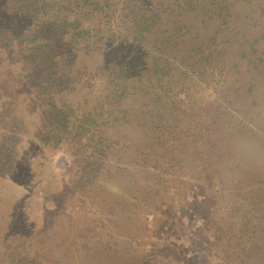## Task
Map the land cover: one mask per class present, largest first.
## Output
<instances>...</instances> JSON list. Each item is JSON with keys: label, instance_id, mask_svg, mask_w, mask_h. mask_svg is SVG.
Masks as SVG:
<instances>
[{"label": "rangeland", "instance_id": "rangeland-1", "mask_svg": "<svg viewBox=\"0 0 264 264\" xmlns=\"http://www.w3.org/2000/svg\"><path fill=\"white\" fill-rule=\"evenodd\" d=\"M0 264H264V0H0Z\"/></svg>", "mask_w": 264, "mask_h": 264}, {"label": "trees", "instance_id": "trees-1", "mask_svg": "<svg viewBox=\"0 0 264 264\" xmlns=\"http://www.w3.org/2000/svg\"><path fill=\"white\" fill-rule=\"evenodd\" d=\"M195 6H196L195 4H191L189 9L195 10ZM107 7H109L108 4H107ZM131 7H132L131 9L132 12H130L129 14H126L124 24L126 26L130 25L129 27L131 29L130 30L131 33L136 35L139 39H141L144 36H146V33L149 32V28L153 25L158 15L153 14V12L149 10L148 5L139 6L138 4H134ZM216 7H215L216 11L221 10V8H216ZM56 15L58 16L60 14H56ZM62 21L63 19L60 18L59 16L58 17L54 16V20L52 21H47L45 19L42 20L41 18L38 17V15L34 16V20H33L34 24L32 25L33 26L32 28H34L35 31L33 32V36L31 37L30 41H31V44H35V43H38L41 39H44L47 42L49 40V43L44 44V48L42 49L40 48L37 50L38 54L36 55V58L38 59H41L42 57H46V59L43 61L45 64H48V62L51 61L49 57L51 54H53L55 49L57 50V46H58L57 42L58 41L60 42V37L72 34V32L69 30L68 25H64L65 23H63ZM63 26H67L68 29L66 30L65 28H63ZM76 30H73V35H75V37L77 38V35L80 36L81 34L75 33ZM39 51H42L41 55L39 54ZM130 57L131 56L123 57L122 55H120L118 56V59L120 62H118L117 64L114 62L115 74L121 75L120 78H122L123 76L125 78H129V76L127 75L130 73L128 71V67L132 65V59L134 58L133 56L131 58ZM52 59H53V56H52ZM152 68L154 70H152ZM152 68H151V74L156 75V73H158L159 71H160L159 74L163 73L164 68L160 67L159 61L158 62L155 61V64ZM120 78L117 77L115 79H120ZM121 85L122 84H120V87Z\"/></svg>", "mask_w": 264, "mask_h": 264}]
</instances>
